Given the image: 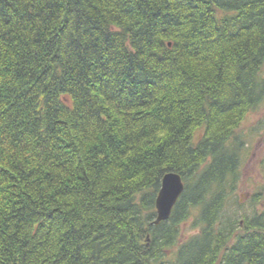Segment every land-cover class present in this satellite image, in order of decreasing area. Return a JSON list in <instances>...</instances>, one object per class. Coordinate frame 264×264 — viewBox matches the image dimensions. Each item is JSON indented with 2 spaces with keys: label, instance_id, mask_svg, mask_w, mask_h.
Listing matches in <instances>:
<instances>
[{
  "label": "trees",
  "instance_id": "obj_1",
  "mask_svg": "<svg viewBox=\"0 0 264 264\" xmlns=\"http://www.w3.org/2000/svg\"><path fill=\"white\" fill-rule=\"evenodd\" d=\"M263 67L264 0H0V264H264L229 210Z\"/></svg>",
  "mask_w": 264,
  "mask_h": 264
},
{
  "label": "rangeland",
  "instance_id": "obj_2",
  "mask_svg": "<svg viewBox=\"0 0 264 264\" xmlns=\"http://www.w3.org/2000/svg\"><path fill=\"white\" fill-rule=\"evenodd\" d=\"M261 76L264 77V67ZM201 131L197 130L196 139ZM236 144L242 143L241 154V178L234 199L240 202L239 210L230 205L229 210L240 216V224H243L244 214L252 215L254 211H264V102L255 109L247 112L235 133ZM234 202V201H233ZM193 213L188 223H184L183 239L196 233L200 228H194Z\"/></svg>",
  "mask_w": 264,
  "mask_h": 264
},
{
  "label": "water",
  "instance_id": "obj_3",
  "mask_svg": "<svg viewBox=\"0 0 264 264\" xmlns=\"http://www.w3.org/2000/svg\"><path fill=\"white\" fill-rule=\"evenodd\" d=\"M183 190L184 184L180 174L176 172L165 174L156 199L157 218L154 220V224H159L171 216L172 209Z\"/></svg>",
  "mask_w": 264,
  "mask_h": 264
},
{
  "label": "bare ground",
  "instance_id": "obj_4",
  "mask_svg": "<svg viewBox=\"0 0 264 264\" xmlns=\"http://www.w3.org/2000/svg\"><path fill=\"white\" fill-rule=\"evenodd\" d=\"M156 212H157V210H156Z\"/></svg>",
  "mask_w": 264,
  "mask_h": 264
}]
</instances>
